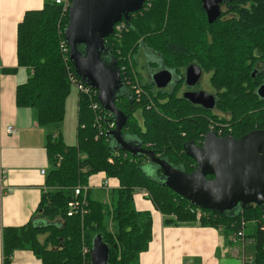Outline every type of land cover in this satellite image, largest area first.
I'll use <instances>...</instances> for the list:
<instances>
[{
	"label": "trees",
	"instance_id": "16d2710c",
	"mask_svg": "<svg viewBox=\"0 0 264 264\" xmlns=\"http://www.w3.org/2000/svg\"><path fill=\"white\" fill-rule=\"evenodd\" d=\"M201 1L147 0L143 10L123 21V31H115L106 40L102 61L118 71L126 70L136 83L135 56L141 46L152 48L165 68L174 70L185 66L190 52L199 50L198 61L204 69L218 68L213 85L222 90L220 111L234 117V135L264 130V99L256 93L257 82L251 75L253 60L264 61V0H234L232 10L240 19L214 24L208 23ZM248 3L251 10L242 8ZM68 14L55 0H47L43 9L26 12L18 26V65L31 74L16 88L15 103L18 108L36 110L41 127L63 123L74 81H83L65 40ZM78 48L85 53V45ZM260 80L264 83V73ZM145 89L148 95L132 91L131 96L116 100L128 117L123 133L172 166L194 172L195 161L186 155L185 147L188 142L203 141L210 131L209 121L198 114L217 118L186 100L168 102L164 94L155 98L149 95V86ZM94 102H98L97 93L79 94L76 146H67L61 134L48 135L45 150L53 167L47 178L49 190L27 224L4 227L3 264H11L18 251L31 252L42 264H91L97 236L109 248V264H139L141 254L149 249L153 225L149 212L135 208V195L142 188L166 225L221 229L229 242L249 223L254 224L252 234L245 235L255 248L249 264H264V206L251 205L226 214L193 206L165 185L162 171L147 156H133L119 147L110 136L114 130L107 131L108 123H116L115 117L103 107L94 110ZM143 160L152 167L144 168ZM105 181L110 186L107 203L93 195L94 189L105 192L101 188ZM78 188L82 189L79 196L75 194ZM75 201L81 206L69 217V204ZM86 248L89 253L84 252Z\"/></svg>",
	"mask_w": 264,
	"mask_h": 264
},
{
	"label": "water",
	"instance_id": "95a60500",
	"mask_svg": "<svg viewBox=\"0 0 264 264\" xmlns=\"http://www.w3.org/2000/svg\"><path fill=\"white\" fill-rule=\"evenodd\" d=\"M146 1L73 0L69 10L65 40L70 59L83 82L98 92L104 110L115 117L117 127L110 136L123 151L133 156H147L162 171L165 185L193 206L221 214L235 213L251 205L264 206V130L253 131L240 139L219 138L211 132L205 136L202 147L187 145L186 155L197 166L192 173L123 139L122 131L128 117L116 104L117 98L122 96L117 94L122 89V82L118 70H113L115 65L103 63L102 54H107L105 42L114 35L115 27L123 21L128 22L131 14L143 10ZM202 1L209 23L213 24L221 15L219 4L223 0ZM79 45H85V53L80 52ZM201 75V68L189 67L188 84L195 85ZM172 79V71L166 69L153 76L159 89L168 87ZM259 96L264 99V86L260 88ZM185 98L207 110L215 107L214 97L205 92L188 94ZM90 259L91 264H109V248L101 236L93 241Z\"/></svg>",
	"mask_w": 264,
	"mask_h": 264
},
{
	"label": "crops",
	"instance_id": "0c3cea01",
	"mask_svg": "<svg viewBox=\"0 0 264 264\" xmlns=\"http://www.w3.org/2000/svg\"><path fill=\"white\" fill-rule=\"evenodd\" d=\"M46 1L0 0V264L4 227H20L31 220L49 190L47 178L53 169L45 150L51 135L48 126H39L36 110L18 108L15 103L16 88L31 74L18 65V26L26 12L43 9ZM10 127L17 133L8 134ZM134 204L137 211L149 212L153 220L149 249L141 254L139 264L247 263L248 247L254 244L245 236L229 243L221 229L166 225L165 217L143 191L137 192ZM11 264L42 263L29 251H18Z\"/></svg>",
	"mask_w": 264,
	"mask_h": 264
},
{
	"label": "flooded vegetation",
	"instance_id": "af4514ba",
	"mask_svg": "<svg viewBox=\"0 0 264 264\" xmlns=\"http://www.w3.org/2000/svg\"><path fill=\"white\" fill-rule=\"evenodd\" d=\"M233 1L234 0H223L219 4L221 15L215 22L226 23V22H231L234 19L235 20L240 19V16L237 15L236 12H232ZM201 2H202V7L204 9L203 1H201ZM246 6H247V7H245L246 10H247V8L251 9L250 3H248ZM226 9H229L230 16H228V14H226ZM204 14H205L207 21L209 23L208 15H207L205 9H204ZM224 18H226V20H224ZM169 45L172 47L179 46L178 44H169ZM185 50H186V48H185ZM200 55H201V53L199 50H196L194 52L193 51L190 52V55L186 56V61H188V62L184 63L185 66L182 67L181 69H183V70L180 71L181 69L174 70V69L165 68V66L161 63L160 56L158 55V53L156 51H154L152 48L146 47L145 45L141 46L139 48L136 56H135L137 64H136L134 77L136 79V83H133L131 81V78L127 77L126 70L118 71L120 74V78H121V75L124 76L123 79L121 78L122 88H126L128 90H131V91L127 92V94L122 95V96L123 97L131 96L132 91L135 92L137 95H143V94L148 95V93L145 89L146 86H149V92H150L149 95L152 94L153 97L159 98V95L162 93L166 96L165 101H168V102L171 99L188 101L185 98L186 95L205 92V93L214 97V99H215L214 109L207 110L202 105H196V104L191 103L190 101H188V102H190L192 104V106H194V108L197 109L198 111H200V112L208 111V112L212 113L213 116H215L217 118L216 122H214V123H216L217 126H219V128H217L218 131H216V128H213L212 130L209 131V133L214 132L217 134V136L219 138L232 137L234 139H240L243 136L253 132V131H251V132H248V133L241 135V136H235L234 135L233 128H232V125H234L236 123L234 120V117L228 112L220 111V109H219V98H220V94L222 93V90H220L219 88H217L216 86L213 85V78L216 74L215 70H218V68L215 67V69H213L212 71L204 69L198 61V57ZM252 64L255 65V68L251 72V75L255 79V81L257 82V86L255 88V91L259 95L260 88L262 86H264V83H262L263 81L260 80L263 76V73H264L263 72L264 71V61L261 59H254ZM194 65L201 68L202 75H201L200 80L195 85L190 86L187 82V79H186L187 70L189 67L194 66ZM161 69H166V70L172 71V77H173L172 82L168 85V87H166L164 89H159L157 86H155V83L153 82V76L156 73H158L159 71H161ZM113 70L117 71L116 66L113 68ZM139 101H140V99H139ZM158 101H159V99H158ZM152 107L154 109H156V104L153 103ZM217 111L219 112L220 115L216 113ZM254 131H258V129L254 130ZM122 135H123V139L127 142H131L133 144H138V145L141 144L138 140H135L134 138L130 137L126 132L123 133V131H122ZM203 141H197V143L188 142L187 145L194 144L198 147H202ZM145 150H147V149H145ZM185 152H186V147H185ZM196 169H197V166H196Z\"/></svg>",
	"mask_w": 264,
	"mask_h": 264
},
{
	"label": "rangeland",
	"instance_id": "374dc122",
	"mask_svg": "<svg viewBox=\"0 0 264 264\" xmlns=\"http://www.w3.org/2000/svg\"><path fill=\"white\" fill-rule=\"evenodd\" d=\"M257 2H253V5H257ZM247 7L246 5H242V8ZM247 10H251L250 8H247ZM234 10H232L233 12ZM226 14H228V16H230V12L229 9H226ZM224 20H226V18H224ZM202 39L199 38V41H201ZM193 43V42H192ZM189 44V43H186ZM131 90H128L126 88H122L118 91V95H125L127 94V92H129ZM80 90L73 85L72 90H71V94L69 95L67 102H66V115H65V120L63 121V123L59 124V125H51L48 126V133L53 135V136H58V135H62L64 142L67 146H76L77 145V129H78V103H79V94H80ZM217 114H219V112H216ZM201 117H204L205 119H207L209 121V130H212L213 128H219V126H217L216 120L215 119H211L210 117L205 116L204 114H198ZM220 115V114H219ZM191 116V115H188ZM196 117V116H193ZM189 133H193L192 130L189 131ZM209 133V132H208ZM185 136V134H184ZM142 163H145V166H143L144 168H151L152 167V163H146L144 162V160L142 161ZM151 175V174H150ZM154 177L158 178L157 174H152ZM164 180V179H163ZM99 187V186H98ZM49 189V188H48ZM101 189V188H100ZM105 190V189H104ZM141 191H145L147 194H149L145 189H141ZM108 191L105 190V192H99V191H95L93 193V195L99 199L102 200L103 202L107 203L109 202V195L107 193ZM244 226V223H243ZM254 224L249 223V225L246 227V230L243 231L245 235L249 236L250 234H252L253 229H254ZM231 238H235V236H231ZM246 238V237H245ZM249 239V238H246ZM40 240L43 241L44 237H40ZM250 240V239H249ZM254 251L255 248L254 246H249L248 250H247V263L249 264L252 261V257L254 255Z\"/></svg>",
	"mask_w": 264,
	"mask_h": 264
},
{
	"label": "built area",
	"instance_id": "2783aa9c",
	"mask_svg": "<svg viewBox=\"0 0 264 264\" xmlns=\"http://www.w3.org/2000/svg\"><path fill=\"white\" fill-rule=\"evenodd\" d=\"M55 1H56V3L58 5H61L63 7V10L66 11V12H69L70 7H71L72 2H73V0H55ZM125 27L126 26H125L124 22H122V23L118 24L115 27V31L121 32V31H123L125 29ZM74 83H75V86L83 94H88V95H92L93 93H95V94L97 93L98 94L97 91H95L94 89L90 88L83 81H79V80L76 81L75 80ZM92 107H93L94 110H99L100 108H102V105L100 104L99 99H98V102H94V104L92 105ZM111 116L112 115H109V117H111ZM116 127H117V124L112 121V122L108 123L107 131L115 130ZM7 133L10 134V135H13V134L17 133V130L15 128H13V127H10V128L7 129ZM42 174L43 175H46L45 170L42 171ZM101 188L109 191L110 190V186H109L108 181H105L103 183V185H102ZM81 192H82V189L81 188H78L77 190H75V194L77 196L81 195ZM143 193H145L146 195H148L145 191H143ZM2 195H3V191H2V188L0 187V198L2 197ZM80 206H81V203L79 201H75V202L70 203L69 204L70 211H69L68 216L69 217H72L73 216V213L78 208H80ZM200 216H201V213H198V217H200ZM244 236H245L244 235V232L241 231V232H239L237 234V237L236 238L241 239V238H244ZM88 251H89V249H87V248L84 250L85 253H89Z\"/></svg>",
	"mask_w": 264,
	"mask_h": 264
},
{
	"label": "bare ground",
	"instance_id": "6f19581e",
	"mask_svg": "<svg viewBox=\"0 0 264 264\" xmlns=\"http://www.w3.org/2000/svg\"><path fill=\"white\" fill-rule=\"evenodd\" d=\"M157 118V117H156Z\"/></svg>",
	"mask_w": 264,
	"mask_h": 264
}]
</instances>
